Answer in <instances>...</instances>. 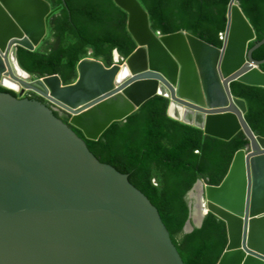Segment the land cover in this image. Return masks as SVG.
<instances>
[{
	"label": "water",
	"instance_id": "obj_1",
	"mask_svg": "<svg viewBox=\"0 0 264 264\" xmlns=\"http://www.w3.org/2000/svg\"><path fill=\"white\" fill-rule=\"evenodd\" d=\"M114 1L128 14L137 49L109 67L85 58L77 79L64 84L58 75L34 77L17 61V48L44 42L49 3L0 0V85L17 86L16 97L0 92V264H186L149 198L72 128L97 141L156 95L170 100L168 116L209 136L245 134L249 144L222 183L198 180L187 194L183 231L202 227L212 213L228 237L217 264H264V138L231 88L235 81L264 87V60L253 57L264 38L249 48L256 33L238 0L229 4L221 48L186 31L158 34L139 0ZM131 60L138 68L121 78ZM29 92L65 111L69 123Z\"/></svg>",
	"mask_w": 264,
	"mask_h": 264
},
{
	"label": "trees",
	"instance_id": "obj_2",
	"mask_svg": "<svg viewBox=\"0 0 264 264\" xmlns=\"http://www.w3.org/2000/svg\"><path fill=\"white\" fill-rule=\"evenodd\" d=\"M45 1L53 14L44 42L33 51L17 48L18 65L26 73L34 77L58 75L62 83L69 84L77 79L81 60L95 58L109 67L115 50L125 60L137 49L128 30V14L114 0ZM139 1L149 14L153 31H186L222 47L231 0ZM238 2L255 29L256 39L249 45L252 48L264 38V0ZM253 57L264 60V45ZM260 67L264 71V64ZM231 88L233 95L247 104L245 119L249 126L264 138V87L235 81ZM0 92L17 96L1 85ZM37 100L43 102L39 97ZM169 105L168 98L156 95L126 120L114 122L97 141L72 128L102 163L127 174L131 184L149 198L186 264H217L228 243L226 224L208 213L202 227L185 234L190 215L187 194L198 180L220 185L236 152L249 141L242 131L230 140L209 136L194 125L168 116ZM52 111L69 123V115Z\"/></svg>",
	"mask_w": 264,
	"mask_h": 264
},
{
	"label": "bare ground",
	"instance_id": "obj_3",
	"mask_svg": "<svg viewBox=\"0 0 264 264\" xmlns=\"http://www.w3.org/2000/svg\"><path fill=\"white\" fill-rule=\"evenodd\" d=\"M117 54L119 55V53L117 52ZM120 56V55H119ZM141 57H143V55H140ZM116 58H117V56H116ZM123 61H125V60H123ZM128 68H126L122 73H121V78H124V77H126V76H128L129 75V73L131 72V71H133V70H136L138 67H137V65H136V62L134 61V60H131L130 61V64L127 66ZM140 67V66H139ZM18 74H19V76L20 77H25L26 76V74H24L23 72H21L20 70H18ZM8 88H14V89H16L17 88V86L14 84V83H11V82H9L8 80H6L5 81V83H4ZM204 210V208L202 207L201 208V212ZM200 212V213H201ZM195 219H196V222H199V215L198 216H196L195 217Z\"/></svg>",
	"mask_w": 264,
	"mask_h": 264
},
{
	"label": "flooded vegetation",
	"instance_id": "obj_4",
	"mask_svg": "<svg viewBox=\"0 0 264 264\" xmlns=\"http://www.w3.org/2000/svg\"><path fill=\"white\" fill-rule=\"evenodd\" d=\"M114 54H113V58H114ZM121 63H122V61H121ZM26 97H29V98H31V99H37V97L38 96H35V95H33V94H29V93H26V95H25ZM40 98V97H39ZM42 100H43V103L45 104V105H47L48 107H50L52 110H56V111H59L58 110V108L56 107V106H53L52 104H50L49 102H47L45 99H43V98H41ZM62 115H64V116H67L68 114L65 112V111H59Z\"/></svg>",
	"mask_w": 264,
	"mask_h": 264
},
{
	"label": "built area",
	"instance_id": "obj_5",
	"mask_svg": "<svg viewBox=\"0 0 264 264\" xmlns=\"http://www.w3.org/2000/svg\"><path fill=\"white\" fill-rule=\"evenodd\" d=\"M157 33H158V34H161L160 32H157ZM222 38H223V35H222ZM90 55H91V52H89V57H91ZM114 55L117 56V58H118V59H117V62H121V60H122L123 58L120 57V56L117 54V51H116V50L114 51ZM16 91H17V89L14 90V92H16ZM57 108H58L59 111H60V110L63 111L61 108H59V107H57Z\"/></svg>",
	"mask_w": 264,
	"mask_h": 264
},
{
	"label": "rangeland",
	"instance_id": "obj_6",
	"mask_svg": "<svg viewBox=\"0 0 264 264\" xmlns=\"http://www.w3.org/2000/svg\"><path fill=\"white\" fill-rule=\"evenodd\" d=\"M122 61V60H121ZM123 62V61H122Z\"/></svg>",
	"mask_w": 264,
	"mask_h": 264
}]
</instances>
